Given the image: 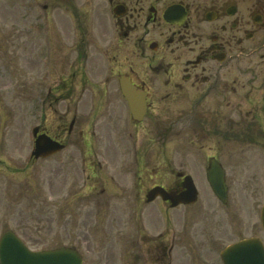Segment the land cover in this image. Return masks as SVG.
<instances>
[{
    "label": "flooded vegetation",
    "instance_id": "1",
    "mask_svg": "<svg viewBox=\"0 0 264 264\" xmlns=\"http://www.w3.org/2000/svg\"><path fill=\"white\" fill-rule=\"evenodd\" d=\"M42 1L40 23L30 12V26L42 27L45 52L57 55L39 97L58 110L33 126L64 150L76 147L84 198L98 209L140 208L148 186L180 194L190 176L193 204L155 200L176 228L170 243L155 239L159 262L180 250L220 264L228 244L257 238L262 183L231 192L229 170H261L264 186V0ZM150 156L152 184L142 174ZM211 168L224 176L226 203L210 189Z\"/></svg>",
    "mask_w": 264,
    "mask_h": 264
},
{
    "label": "rangeland",
    "instance_id": "2",
    "mask_svg": "<svg viewBox=\"0 0 264 264\" xmlns=\"http://www.w3.org/2000/svg\"><path fill=\"white\" fill-rule=\"evenodd\" d=\"M34 1L35 9L33 0H0V235L12 230L32 248L72 246L81 251L87 264H92V258H100V264H127L133 238L136 239L135 231L142 228L146 235L142 239L143 249L135 240L138 250L143 252L142 264H185L186 258L180 250L172 253L171 261L165 255L158 256L160 262L157 261L155 239L160 231L156 208L165 211L160 203H152L148 207L142 203L140 208H108V214L103 215L95 213L97 208L93 207V200L78 201L81 180H77L76 171L80 170V161L76 158L75 146L69 145L47 161L27 164L32 147L30 132L33 122L39 121L42 112L46 117H56L54 112L58 110L54 101L43 103L38 95L45 82L43 76L51 65L53 68L56 64L53 59L42 60L43 55L48 57L42 28L34 25V31L30 29L29 13H33L35 24L40 23L39 18L42 17V11L36 4L43 1ZM50 34L52 37L55 35L53 32ZM53 42L58 46L60 38L51 40L50 44ZM44 62L48 64L47 68ZM42 67L46 68L45 73ZM55 77L56 71L51 69L50 79ZM54 128H57L55 121ZM155 171V159L150 156L142 172L151 176L150 180L147 179L148 184L155 178ZM229 173L231 192L237 194L248 190L244 189V184L262 183L261 170H229ZM257 196L261 203V189ZM97 218H104L106 224H110L108 231L103 230L107 237H99L94 227ZM159 226L167 228L164 216L159 219ZM249 235L242 229V237ZM165 238L169 243L170 236Z\"/></svg>",
    "mask_w": 264,
    "mask_h": 264
},
{
    "label": "water",
    "instance_id": "3",
    "mask_svg": "<svg viewBox=\"0 0 264 264\" xmlns=\"http://www.w3.org/2000/svg\"><path fill=\"white\" fill-rule=\"evenodd\" d=\"M53 147L49 140L40 136L35 141V157H44L48 152L58 150ZM214 191L218 194H225L223 187L216 186ZM160 195L164 199L174 201L160 188H154L148 195V200ZM175 205V204H174ZM261 225L264 230V204L261 210ZM58 256H61L59 258ZM223 264H264V250L257 240H245L236 245H232L221 254ZM58 258L60 264H81V260L75 252L62 249L56 253H37L33 254L26 250L21 242L11 233L6 232L0 238V264H45L48 259ZM64 261H63V259Z\"/></svg>",
    "mask_w": 264,
    "mask_h": 264
}]
</instances>
